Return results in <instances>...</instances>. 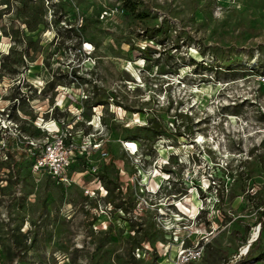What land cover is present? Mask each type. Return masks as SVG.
<instances>
[{
	"label": "rangeland",
	"instance_id": "374dc122",
	"mask_svg": "<svg viewBox=\"0 0 264 264\" xmlns=\"http://www.w3.org/2000/svg\"><path fill=\"white\" fill-rule=\"evenodd\" d=\"M263 210L264 0H0V264H264Z\"/></svg>",
	"mask_w": 264,
	"mask_h": 264
},
{
	"label": "built area",
	"instance_id": "2783aa9c",
	"mask_svg": "<svg viewBox=\"0 0 264 264\" xmlns=\"http://www.w3.org/2000/svg\"><path fill=\"white\" fill-rule=\"evenodd\" d=\"M72 156L71 149L64 146L61 138L51 137L42 143L41 152L35 159L34 168L46 172L56 182H65L67 180L65 169L70 164ZM86 192L88 193V191ZM198 253V249L181 250L176 255L174 264H185L195 259Z\"/></svg>",
	"mask_w": 264,
	"mask_h": 264
},
{
	"label": "bare ground",
	"instance_id": "6f19581e",
	"mask_svg": "<svg viewBox=\"0 0 264 264\" xmlns=\"http://www.w3.org/2000/svg\"><path fill=\"white\" fill-rule=\"evenodd\" d=\"M201 139H202V138H201V136H200L199 139H198L197 141H198V142H202ZM149 173H150V172H149ZM149 173L143 172V174H142V179H143V180H147V184L149 183V178L154 174V171L151 172V174H149ZM148 174H149V175H148ZM155 187H156V183H155L154 180H152V181L150 182L149 188H150V190H155ZM151 192H152V191H151ZM194 210H195V207H194ZM173 216L176 217V218H175L176 221L181 219V217H179L178 215H173ZM177 216H178V217H177ZM173 252H174V250H171V254H173ZM173 264H174V261H173Z\"/></svg>",
	"mask_w": 264,
	"mask_h": 264
},
{
	"label": "trees",
	"instance_id": "16d2710c",
	"mask_svg": "<svg viewBox=\"0 0 264 264\" xmlns=\"http://www.w3.org/2000/svg\"><path fill=\"white\" fill-rule=\"evenodd\" d=\"M260 220H261V222H260V224H262V222H264V210L263 211H261V213H260Z\"/></svg>",
	"mask_w": 264,
	"mask_h": 264
}]
</instances>
